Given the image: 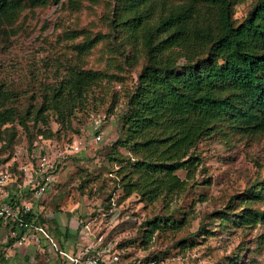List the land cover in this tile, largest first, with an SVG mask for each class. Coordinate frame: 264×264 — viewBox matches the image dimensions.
Returning <instances> with one entry per match:
<instances>
[{
    "label": "rangeland",
    "instance_id": "374dc122",
    "mask_svg": "<svg viewBox=\"0 0 264 264\" xmlns=\"http://www.w3.org/2000/svg\"><path fill=\"white\" fill-rule=\"evenodd\" d=\"M255 1L241 0L235 6V16L244 17ZM115 5V0L25 3L12 22L0 23V85L15 94L6 105L24 109L42 103L47 88L73 66L113 73L94 86L85 105L67 124H60L49 112V125L58 134H38L39 127L45 128L40 122L33 127L32 143L25 128L14 122L15 141L0 154L10 156L0 163V170H8L18 181L5 186L0 202L13 195V200L20 196L32 201L36 212L53 218L62 230L58 238L50 221L46 222L59 246L74 250L108 247L120 252L123 264H223L241 247L245 248L243 259H249L247 264H264V222L249 227L229 222L224 227L219 218L208 216L255 182L264 184V132L204 138L194 148L201 162L193 176L187 177L184 169L178 171L187 180L184 189L151 203L137 192L126 195L122 176L132 167L116 153L112 155L117 158L112 159L111 148L119 136L121 116L144 52L142 43L136 44L133 50L138 59L126 63L119 44L124 33L112 20ZM88 37H93L95 45L81 51L78 44ZM74 143L79 145L77 151L71 147ZM119 150L121 156L134 160L127 148ZM41 152L54 167L49 190L38 197L29 183L33 174L20 168H30ZM256 206L264 209V200ZM169 214L183 221L181 227L157 229L148 240L147 220ZM202 224L215 231L198 234ZM183 238L189 246L179 243ZM6 240V229L0 227V243ZM50 249L40 251L24 243L13 248V255L2 264H60Z\"/></svg>",
    "mask_w": 264,
    "mask_h": 264
},
{
    "label": "trees",
    "instance_id": "16d2710c",
    "mask_svg": "<svg viewBox=\"0 0 264 264\" xmlns=\"http://www.w3.org/2000/svg\"><path fill=\"white\" fill-rule=\"evenodd\" d=\"M115 1L112 20L124 33L119 43L123 47L121 53L124 52L126 63H133L138 59L133 49L142 43L144 61L128 94L120 133L110 157L117 158L112 155L116 153L131 164L121 181L126 195L137 192L151 203L184 189L187 180L178 171L184 169L187 177L193 176L201 162L194 148L202 139L216 134L264 132V0H256L241 19L235 16V6L241 0ZM46 2L0 0V23L12 22L25 3L36 6ZM94 45L93 37H88L78 47L86 52ZM108 76L113 73L73 66L47 88L42 103H32L24 109L6 105L15 94L0 85V141H4L0 154L15 141L14 122L25 128L32 143L33 127L40 122L45 128L39 127L38 134L46 137L58 134L49 125V112L60 124H67L76 110L85 105L94 86ZM119 147L131 151L134 160L121 156ZM9 157H0V163ZM13 199L14 195L9 197ZM263 200L264 184L255 182L208 216L219 218L224 227L229 222L249 227L264 222V209L256 206ZM26 216L45 225L50 221L54 235L60 238L63 234L55 220L41 212L33 209ZM182 223L172 214L156 215L146 222V230L150 232L147 239L157 229H178ZM0 227L7 232L6 242L0 243L2 264L13 255L11 250L19 245L16 239L24 229L15 227L18 236H12L2 217ZM203 228L200 225L198 234L215 231ZM64 235L67 239L69 232ZM179 243L189 246L187 238ZM33 245L40 251L52 246L42 241ZM244 249L241 247L223 264H247ZM50 250L58 255L60 264H65L53 246Z\"/></svg>",
    "mask_w": 264,
    "mask_h": 264
},
{
    "label": "built area",
    "instance_id": "2783aa9c",
    "mask_svg": "<svg viewBox=\"0 0 264 264\" xmlns=\"http://www.w3.org/2000/svg\"><path fill=\"white\" fill-rule=\"evenodd\" d=\"M71 147L74 151L79 149V145L75 143L71 144ZM23 167H25V173L31 171L33 174L29 183H33L34 196H43L49 190V184L53 179L54 164L49 156L43 154L38 157L35 163H31L30 168L22 166L20 169ZM13 180L8 170L0 171V196L3 195L5 186ZM32 210V201L25 200L20 196L16 200L0 202V217L4 219L5 224H8V232L17 237L18 231L15 227L24 229V232L16 239L17 244H34L41 241L51 244L60 253L65 264H123L120 252L108 247L89 246L76 251L61 248L47 225L26 216Z\"/></svg>",
    "mask_w": 264,
    "mask_h": 264
}]
</instances>
